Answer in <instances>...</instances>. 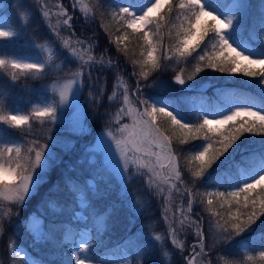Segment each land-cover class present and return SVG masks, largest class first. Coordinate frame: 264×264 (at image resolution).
<instances>
[{"label": "snow or ice", "instance_id": "snow-or-ice-1", "mask_svg": "<svg viewBox=\"0 0 264 264\" xmlns=\"http://www.w3.org/2000/svg\"><path fill=\"white\" fill-rule=\"evenodd\" d=\"M33 2L39 5L42 17L48 22V28L58 38L62 49L67 50L68 57L78 61L79 65L75 71L50 86L51 98L47 95L39 98L32 103L30 111L25 112L19 107L6 106L0 102V201L16 207L26 203V199L47 182V176L57 160L53 154V126H60L63 110L69 105L70 98L82 94L85 77L92 80L91 71L96 65L111 67L113 64L108 61L105 65L103 56L96 59L91 54L94 44L88 48L76 47L85 42L71 38L75 36L73 15L64 3L57 5L61 9L57 15L66 18L57 19L53 25L50 22V9L44 0ZM69 2L73 9L79 6L85 22L94 15L87 0ZM103 3L104 0H99L96 7ZM4 11L6 8L0 9V51L5 42H11L24 34L18 31L21 25L16 23V19H3ZM29 15V12L22 10L15 17L26 25ZM100 15L104 16V13ZM108 15L120 24L117 31L122 29L123 32L114 37L118 50L127 55V42L130 39L139 41L140 56L131 60L139 72L133 71L138 79L131 93L123 78L117 76V82L107 99L114 101L118 89L122 88L123 103L107 121L105 131L97 141V148L104 154L108 164L120 174L121 179L135 169L136 175L144 176L149 186L167 184L170 191L175 189L182 198L187 194L188 212L192 211L197 195L202 197L200 203L206 200L205 211L210 214L208 230L205 231L203 216L191 222L195 225L196 242L192 245L190 255L184 258L186 264H196L197 258L200 264H218L219 261L224 264H264V250L256 251L247 243L241 247L244 252L242 260H228L223 254L213 259L217 246L226 245L236 237L252 231L253 226L264 217V151L245 158L247 166L238 165L237 174L229 179L219 173L209 175V169L229 153L242 136H264V100L238 101L232 95L221 93L220 101L215 105L202 100L190 101V110L197 113L198 119V122H191L185 118L179 103L176 106L156 100L150 103L149 99L140 96L143 87L140 80H147L153 72L161 69L162 59L171 61L174 58L178 64L186 63L193 53H197V62L187 76L189 81L205 69H211L229 75L259 78L256 83L264 85V0H259L255 13L253 5L245 0H137V3L129 2L128 6L112 9ZM101 27L107 30L106 25L101 24ZM165 27L169 39L174 40L171 45L164 43L162 29ZM62 30L70 32L71 36H61ZM31 46L36 50L35 56L0 55V73L10 75L13 82L20 76H31L34 79L46 76L51 71V64L59 58V53L50 42L34 40ZM198 49L200 52H197ZM61 68V64L56 65L57 70ZM183 72L181 69L174 76L173 82L187 87ZM96 82L101 83L100 80ZM103 83L106 84V81ZM153 83L160 89L169 87L166 81L157 80ZM92 86L88 84L89 88ZM97 92V95L90 92L89 97L99 107L105 88L101 87ZM261 93L264 95V88ZM132 98H135L138 106L133 105ZM125 117L127 123L123 122ZM34 122L47 126L42 137L23 142L6 138L8 129L21 132L27 129L28 135H31ZM162 123L168 127L162 129ZM198 140L203 143L192 145L191 153L183 157L186 167L182 168L179 146ZM185 173L190 174L188 183L192 187L185 186ZM202 179L217 185L227 183L232 190L194 192L193 188ZM78 191L80 202L86 205L87 192ZM160 191L163 192V188ZM167 199L165 197V201ZM177 212L183 215L182 208H177ZM10 214L11 207H8L4 216ZM187 219L188 216L184 215V220ZM184 220L180 221L181 225ZM2 234L3 225L0 224V236ZM30 235H33L34 244L48 242L51 230H45L41 219H33ZM176 235V231L169 226L168 236L171 237L172 245L182 251L183 244L177 241ZM64 239L71 242L74 249L69 264H116V261L99 259L94 245L89 243L92 237H82L77 242L71 233H65ZM152 240L161 242L165 237L156 234ZM197 248L199 251H196ZM9 249L20 259L21 264H44L43 261H34L27 253L21 255L14 243H9ZM167 255L165 252L164 256ZM121 259L123 264H130L126 258Z\"/></svg>", "mask_w": 264, "mask_h": 264}, {"label": "trees", "instance_id": "trees-1", "mask_svg": "<svg viewBox=\"0 0 264 264\" xmlns=\"http://www.w3.org/2000/svg\"><path fill=\"white\" fill-rule=\"evenodd\" d=\"M60 0H44L50 9V22L55 25L57 19H65L66 17H59L57 14L61 11L57 7ZM98 1L87 0L89 7L93 8V16L89 17V21L85 22L83 13L79 6L75 9L71 7L69 0H61L64 3L71 15H73V31L75 36L71 37L73 40L79 39L85 43L76 45V47L88 48L90 45H95L91 48V54L100 59L103 56L105 65L108 61H112L111 67H102L96 65L92 71V80L89 81L85 77V86L80 95L82 104L86 110L87 129L78 135H73V142L67 148L58 146L59 158L56 160L54 167L47 176V182L43 183L39 190L24 203L23 209L20 213L22 217L27 216V213L37 212L44 218V228L46 231L51 230L50 238H58V243L53 244L52 247H47V251L51 254L46 260L51 264H69L70 251L69 244L71 242L63 238L64 231H70L73 228V237L76 234V228L80 226H91L95 233H100L98 239H94L93 245L96 244L95 249L108 250L116 244L128 246L131 250L132 264H186L184 259L192 252V245L196 242L195 225H192L193 220H198L200 216L204 218V228L207 232L210 220V214L205 211V203H200L201 196L197 195L194 200L193 209L189 213V219L181 228H175L178 242L183 244V250L175 248L172 245L171 237L168 236L169 230L164 226L163 220V206L160 201L152 195L148 190L144 191V187L138 184H133L128 194L123 193L122 187L113 178L108 177L107 174L98 168V163L90 153L85 150L87 143H89L95 134L102 128L107 126V121L112 115V112L117 110L123 103V89H118V96L114 101H108V95L113 91V85L117 82V76L123 78L128 85L129 92L135 90L138 76L133 75V71L139 72V68H134L131 60L137 59L140 56L139 41L131 40L127 42L129 49L127 55L122 50H118L114 37L122 35L120 24L111 19L108 13L118 8L117 2L114 0H104L100 7H96ZM253 5V13H255L256 6L259 0H247ZM10 19H16V23L20 24L19 31L24 34L19 38L5 42L4 48L0 53H21L31 50V42L38 40V42L51 43L55 50L59 53V58L55 59L51 65V71L42 78H32L31 76H20L15 82L11 80L10 75L0 73V94L2 98L11 101L12 98L19 96V102L26 100V95H33L42 89L53 79L62 75L63 69L69 73L78 68L79 62L74 61L68 57L67 50H63L58 38L48 28V22L44 20L39 10V5L33 0H7L4 7ZM2 8V9H3ZM29 12L28 23L25 25L15 14L21 11ZM104 13V16L100 14ZM101 24L106 25L101 27ZM63 28V26L61 25ZM155 31V28L153 29ZM168 29H162L164 33V43L171 45L174 40L169 39L167 35ZM61 36H71L68 31H61ZM27 45L29 49H23ZM123 48V46H120ZM107 51L105 52V50ZM133 52L135 55H133ZM200 52V49L197 50ZM197 53H193L187 62L177 63L173 58L171 61L161 60L163 67L155 72L147 80H140L143 86L141 89V98L149 99V96L167 97L174 100V103L180 104V109L183 114L191 112L190 101L199 93H210V96L216 95L219 92L229 91L230 93L239 92L242 95H247L248 92H254L264 99L261 89L264 85L256 83L259 78H249L241 74L229 75L226 73H219L211 69H205L198 74L194 80H187V76L193 71L194 65L197 62L195 57ZM87 58V56H85ZM85 58V59H86ZM61 64V70L56 69V65ZM184 70L183 75L186 80L187 87L176 85L173 82L174 76ZM87 71V69H86ZM100 80L101 83L96 81ZM165 80L168 81L169 87L167 89H160L154 85V81ZM106 81V84L103 83ZM91 83L93 86L88 87ZM101 87L105 88L102 103L97 105L89 97V93L97 95V90ZM121 95V96H120ZM133 105L136 104L135 98ZM150 102V101H149ZM107 113V115H106ZM127 120V117L124 118ZM198 122V120L196 121ZM36 130L40 125L36 123ZM162 129L167 128L168 125L162 123ZM26 129L21 132L18 130L8 129V138L13 139L17 136L26 135ZM43 133V132H42ZM167 134V133H166ZM203 141H193L188 145H181L178 148V154L181 155V166L186 167L183 162V157L187 156L192 151L193 144H202ZM264 151V136L256 134H245L241 137L233 149L229 153L221 157L216 164L209 169V175L215 176L217 173L222 174L224 178L228 173L233 176L237 174L236 166L238 163L247 165V160L251 154L260 153ZM86 164H93L98 172L89 171ZM190 174L185 173V186L192 187L188 181ZM58 185V187L56 186ZM144 185V183H143ZM168 186L165 184V190ZM87 192V204L80 202V192L82 190ZM232 188H227L225 184L217 185L216 183L207 182L205 179L197 182L193 188L194 192L206 193L209 191H230ZM166 193V192H165ZM143 198L147 202L141 207L132 206L128 203V199ZM187 198V196L185 195ZM218 208V205H217ZM75 209H80L86 215L85 220L73 219L72 212ZM156 223L155 227L152 225ZM0 224L3 225V234L0 236V251L6 253L8 244L12 241L26 240L30 234L26 225L15 217L11 224L4 222V217L0 218ZM191 225V226H190ZM164 233L165 240L161 243L154 244L151 234L149 232L156 231ZM264 236V217L253 226V230L236 237L230 243L217 246L213 259H216L218 254H223L228 260H242L244 252L241 250L243 244L247 243L250 248H255L263 244ZM210 243V241H209ZM147 250V254H145ZM196 251H199L197 248ZM167 252L168 255L164 256ZM251 254H255L252 252ZM135 258V259H134ZM9 260V261H7ZM4 264H21L20 259L11 255L6 256ZM196 264H200L197 258ZM218 264H224L219 261Z\"/></svg>", "mask_w": 264, "mask_h": 264}, {"label": "rangeland", "instance_id": "rangeland-1", "mask_svg": "<svg viewBox=\"0 0 264 264\" xmlns=\"http://www.w3.org/2000/svg\"><path fill=\"white\" fill-rule=\"evenodd\" d=\"M93 1V0H92ZM98 1V0H95ZM117 2L119 6H128L129 2L131 3H137V0H114ZM7 0H0V9H2L5 5ZM246 2V1H245ZM61 3V0L59 1ZM3 19L5 21L10 20L9 15L4 12L3 13ZM19 31V29H18ZM41 43H46V42H41ZM23 49H29L27 45L23 47ZM0 55H6V56H11V55H36V50L32 48L31 50L21 52V53H0ZM86 58V57H85ZM52 65V64H51ZM69 75V72L65 69H63L62 75L58 76L57 78L53 79L50 81L48 84H46L42 89H39L32 97V95L28 96L26 95V100L23 102H19V96H16L12 98L11 101H8L5 98H2V95L0 94V102H2L6 106H14V107H19L23 109L25 112L31 110L32 103L36 102L39 98H42L44 95H47L49 98H51L52 93L50 91V86L57 82L58 79L62 80L66 76ZM165 81V80H162ZM168 82V81H166ZM169 83V82H168ZM119 94V92H118ZM221 93H219L220 95ZM121 96V95H120ZM237 98V100H256V99H245L241 96H234ZM80 95L79 97L74 96L73 98H70V103L65 109L63 110V114L61 117L60 121V126H53V133L55 135V147H54V152L53 154L56 155L57 159L59 158L58 154V146H61L63 148H67L69 145L72 144L74 138L73 135L77 133H81L82 131L86 130V121H85V109L81 104V99ZM150 98V103L153 100L159 101L161 103H167L172 106H175L171 101H168V98H160V97H155V96H149ZM58 99V97H57ZM205 101L209 105H215L220 101V98L217 97H208L207 95H200L194 99V101ZM258 102V100H256ZM116 111V110H115ZM115 111L112 112V115L115 113ZM189 115H186L185 118L189 121H196L197 120V113L195 111H191L187 113ZM211 118V116H210ZM110 119V118H109ZM123 122L127 123L128 120H123ZM39 122H34V125ZM33 125V128L31 129V135H28V130L26 129L27 133L26 135L22 136H17L16 138L13 137L12 140H15L17 142H23L26 140L30 139H37L40 138L44 135L46 127L47 126H41L38 127V131L35 129L36 126ZM113 127H115L113 125ZM105 128H102L99 130L95 136L92 138V140L87 143L85 150L90 153V156H93L96 162L98 163V168L101 167V170H103L108 177L113 178L115 181L119 183V187H122V192L125 194L129 193V190L133 184H138L141 187H144V191H149L152 195H154L161 203L163 206V216L160 222L163 220V224L167 229L169 230V226H171L172 229H175L176 227L181 229L185 224L186 221L189 219V213L187 212V198L184 196L183 198L179 195L178 192H176L175 189H172L171 191L169 190V187L166 186V189L164 188L165 184H159V187L155 186H149V184L146 182V178L141 175H136V170L133 169L129 173L125 174L123 179H121L120 174H118L114 167L110 164H108L107 160L105 159L104 154L97 148V141L99 140V137L103 134L105 131ZM43 132V133H42ZM7 139H11L6 137ZM107 140V137H105ZM43 142V140H41ZM111 143V141H109ZM115 149L113 148V152ZM118 160V157H117ZM85 167L89 168V171L91 172H98L96 168H94L93 164H86ZM122 171V168H121ZM238 171V170H237ZM232 175H227L226 179H229ZM144 183V185H143ZM159 183V182H157ZM228 188H231L229 184H226ZM160 188H163V192L160 191ZM84 188H82L83 191ZM80 192V191H79ZM166 192V193H165ZM165 197H168L167 201H165ZM30 198V197H29ZM29 198L26 199V201L29 200ZM147 201L143 198H132L130 197L128 199V203L132 206L136 207H141L142 204L146 203ZM11 207V214L10 216H4V211L8 208ZM24 204L21 207H16V206H10L7 205L5 202L0 201V218L4 217V222L11 224L14 222V218H20L22 222L26 225V228L28 230V233L30 234V228H31V222L33 219H41L43 221L44 225V218L41 214L37 212L33 213H27V216L22 217V214L20 213L21 209H23ZM165 208L167 210H165ZM177 208H182L183 209V215L180 212H177ZM184 215L188 216L187 220H184ZM165 217H167V220H165ZM73 218L74 219H86L85 214L82 211H74L73 212ZM184 220L183 225L180 224V221ZM156 223L152 225V228H154ZM81 227V226H80ZM65 233H71L73 235V228H71L70 231H64L63 232V238L65 236ZM76 234H74V239L79 242V240L83 237L84 239H88L89 237H92L93 239L89 240V243L93 245L94 239H98L99 236L101 235L100 233H95L92 229L91 226H82V228H76ZM152 233L151 237H153L156 234H160L163 237L166 235L162 232H159L158 230L149 232ZM178 240V238H176ZM58 238L52 239L48 238V242H41L34 244L33 243V235H30L27 237L26 240H21L19 242L17 241H11L10 243H14L17 246V250L20 251L21 255H25L27 253L34 261H43L44 264H51L49 263L46 258L51 256V254L47 251V247H52L53 244L58 243ZM154 242V241H153ZM162 242V241H161ZM161 242H154V244H158ZM96 246V244L94 245ZM255 248H258L257 251L259 250H264V236H263V244L259 245ZM254 249V248H253ZM72 244L69 245V251L70 253L73 251ZM96 255L99 257L100 260L104 261H116V264H123V261L121 258H126L130 264H132V255H131V250L129 249L128 246L125 245H120L116 244L113 247H109L108 250H100L99 248H96ZM6 253L3 254L0 251V264H4V261H6V256L11 255L13 257H16L14 253L11 252L9 249V244L6 248ZM18 258V257H16ZM9 261V260H7Z\"/></svg>", "mask_w": 264, "mask_h": 264}]
</instances>
